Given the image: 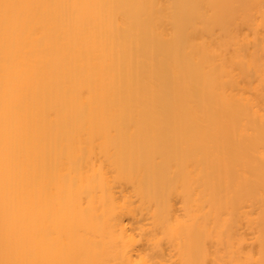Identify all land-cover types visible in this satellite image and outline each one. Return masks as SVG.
I'll use <instances>...</instances> for the list:
<instances>
[{
  "label": "bare ground",
  "instance_id": "1",
  "mask_svg": "<svg viewBox=\"0 0 264 264\" xmlns=\"http://www.w3.org/2000/svg\"><path fill=\"white\" fill-rule=\"evenodd\" d=\"M0 264H264V0H0Z\"/></svg>",
  "mask_w": 264,
  "mask_h": 264
}]
</instances>
